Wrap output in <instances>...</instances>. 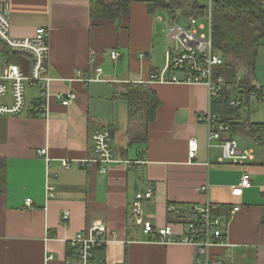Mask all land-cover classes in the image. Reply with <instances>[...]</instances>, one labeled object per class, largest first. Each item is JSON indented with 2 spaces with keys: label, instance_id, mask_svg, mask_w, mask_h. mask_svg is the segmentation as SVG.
I'll use <instances>...</instances> for the list:
<instances>
[{
  "label": "crops",
  "instance_id": "crops-1",
  "mask_svg": "<svg viewBox=\"0 0 264 264\" xmlns=\"http://www.w3.org/2000/svg\"><path fill=\"white\" fill-rule=\"evenodd\" d=\"M148 1L131 0L128 14L100 20L91 17L90 0H9V35L33 37L38 27H46L48 66L56 78L51 91L72 90L76 98L64 106L49 96L47 114L40 117L31 110L38 91L30 88L25 111L0 116L5 169L0 264H64L67 240L98 224L114 233L97 251L106 264H205L189 244L159 242L157 231L171 224L176 236L184 232V216L169 212L168 206L183 210L207 202L221 204L225 215L239 207L227 224V245L210 247L211 255L227 264H264V185L256 186L253 179L264 175V153L258 159L253 153L246 164L224 159L220 141L208 147L207 126L197 119L210 110L206 87L152 80L165 67L166 50L159 34L164 19L160 9L148 11ZM170 15L171 24L175 16ZM18 64L29 72L28 56L19 54ZM257 65L262 67L258 72ZM96 66L102 70L98 80L76 77V72L91 75ZM251 82L264 94V45ZM126 83H143L155 92L159 106L148 126L140 116L128 120L127 104L119 96ZM252 123H264V109L246 115L241 109L221 137L241 140L239 150L248 148V140L264 146ZM103 128L111 133L117 162L100 174L89 160L95 157L92 135ZM191 138L197 145L193 159L188 156ZM38 148H46V155L35 154ZM127 160L144 163L127 165ZM245 170L252 186L232 194ZM146 187L153 190L141 204L143 216L155 227L149 234L130 217L136 192Z\"/></svg>",
  "mask_w": 264,
  "mask_h": 264
},
{
  "label": "built area",
  "instance_id": "built-area-1",
  "mask_svg": "<svg viewBox=\"0 0 264 264\" xmlns=\"http://www.w3.org/2000/svg\"><path fill=\"white\" fill-rule=\"evenodd\" d=\"M212 1L207 0L203 17L209 23L208 31L203 24L196 26L197 16L184 18L179 22L175 17L168 27L167 51L165 67L152 80L158 82L188 83L203 85L207 89L208 99L211 102L218 93H221L227 85L222 76H215L214 70L223 64L224 57L221 52L213 47L211 38V8ZM206 10V11H205ZM185 16V15H184ZM181 17V16H180ZM48 30L46 27H38L33 37L13 38L9 35V0H0V116L17 115L25 111L27 90L35 88L38 95L31 105L34 115L45 117L48 111L47 101L54 95L62 105H68L76 98L72 90H59L52 92V84L56 80L50 73L48 66L49 56ZM23 54L30 58L29 72H25L21 65L14 62L12 57ZM114 59H118L116 51L111 52ZM101 68L96 66L91 75H83L76 72V77L88 82L98 80ZM236 91L239 88L234 84ZM232 93L228 101L231 108H237L244 104L245 97H240L236 92ZM264 97V96H263ZM261 97V98H263ZM250 98L259 99L255 92L249 94ZM197 119L207 126L208 147L212 141H220L223 158L240 164H246L253 159V150H239L238 143L233 138H222L221 134L228 132L229 127L219 120V117L210 110L197 115ZM95 157L89 160L98 165L100 174H105L109 166L117 162L112 149V136L108 129L95 130L92 135ZM196 140L188 141V156L193 159L196 155ZM46 148H38L35 154L46 155ZM127 165L144 163V161L127 160ZM65 168L69 167L67 161L62 162ZM252 186V179L248 171H244L239 183L231 189L232 194H239L242 189ZM48 196L53 197V187L48 186ZM153 190L146 187L135 194V199L130 207V217L135 225L141 226L145 233L155 231L151 220L146 219L142 212V201L152 197ZM30 204V199H27ZM169 212H175L184 216V232L176 236L171 224H166L157 231L158 241L162 243L189 244L199 255L205 257V264H227L217 257H213L209 251L212 246H225L227 224L232 214L239 210L234 206L225 215L222 205L216 202L204 204H191L185 209H175L168 206ZM63 219L68 217L64 212ZM114 233L104 224H98L79 231L66 242L69 255L64 264H106L97 257V251L103 248ZM49 255L47 259H51ZM124 264V263H118Z\"/></svg>",
  "mask_w": 264,
  "mask_h": 264
},
{
  "label": "trees",
  "instance_id": "trees-1",
  "mask_svg": "<svg viewBox=\"0 0 264 264\" xmlns=\"http://www.w3.org/2000/svg\"><path fill=\"white\" fill-rule=\"evenodd\" d=\"M204 1L151 0L147 2V8L149 12L167 9L175 17L177 8L183 16H195L199 6L207 3ZM130 3L131 0H90V15L93 19L115 20L129 13ZM210 29L213 47L224 57L223 64L214 70L215 76H222L227 85H232L212 98L210 111L230 128L231 118L238 116L242 107L248 106L250 93L255 92L259 99L264 96L263 88L251 82L258 52L264 45V0H213ZM239 72H242L241 78H238ZM235 83L240 84L236 91ZM233 91L245 97L244 104L237 108L228 105ZM119 96L127 104L129 121L140 116L148 126L154 120L159 100L147 85L126 83ZM250 127L264 138V123H252ZM4 178V163L0 159V184Z\"/></svg>",
  "mask_w": 264,
  "mask_h": 264
},
{
  "label": "rangeland",
  "instance_id": "rangeland-1",
  "mask_svg": "<svg viewBox=\"0 0 264 264\" xmlns=\"http://www.w3.org/2000/svg\"><path fill=\"white\" fill-rule=\"evenodd\" d=\"M200 1L203 2L204 0H200ZM205 5H206V3H205ZM158 14H160L163 17V19H164V21L161 24H159V34L162 35V40H163L162 45H163V49H165L167 51L166 40H167V34H168V25L171 22V17H170L171 15H170V13H169V11L167 9H160L158 11ZM174 14L175 15H178L177 17H178V21L179 22H184V18L193 17V15H191V14H188V15L183 16L182 13H181V10L180 9H177V8L175 9ZM200 24H203L204 29L203 30H200L199 29V32H202L203 31V32L206 33L208 31V28H209V23H208L207 18H205L203 16L202 17L201 16H198L196 18V26L198 27ZM161 28L166 29L165 32H161L162 31ZM156 44H157V49L159 50L160 42L156 40ZM13 61L19 63V54H17L13 58ZM261 69H262L261 66H258V65L256 66L257 72L260 71ZM241 76H242V72L241 73L239 72L238 73V78H241ZM235 84L238 87L240 85L239 83H235ZM256 108H258L260 110H263L264 109V102L261 101V100H259V99H256V98H250L249 99L248 106L242 107V113H243V115H246L247 112H248V110L252 109L254 111V109L256 110ZM237 142L239 143L238 146L240 145V147H242V143L243 142H241V140H239L238 138H237ZM244 147H248L247 149L252 148L253 153H254V156L257 159L260 158L261 155L264 153V150H263L264 149V146H261L259 143H256V142H254L252 140H248L245 143V146ZM238 149H239V147H238ZM253 179L255 181V185L256 186L257 185H264V175H262V176H257L256 175V176L253 177Z\"/></svg>",
  "mask_w": 264,
  "mask_h": 264
},
{
  "label": "water",
  "instance_id": "water-1",
  "mask_svg": "<svg viewBox=\"0 0 264 264\" xmlns=\"http://www.w3.org/2000/svg\"><path fill=\"white\" fill-rule=\"evenodd\" d=\"M205 4H202L199 6L198 10L195 12V16H203L204 15V9H205Z\"/></svg>",
  "mask_w": 264,
  "mask_h": 264
}]
</instances>
